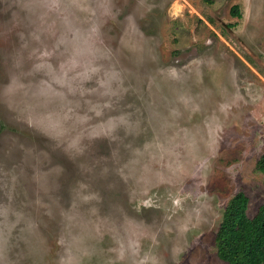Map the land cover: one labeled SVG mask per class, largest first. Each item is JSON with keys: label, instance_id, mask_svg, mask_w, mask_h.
<instances>
[{"label": "rangeland", "instance_id": "rangeland-1", "mask_svg": "<svg viewBox=\"0 0 264 264\" xmlns=\"http://www.w3.org/2000/svg\"><path fill=\"white\" fill-rule=\"evenodd\" d=\"M263 152L264 0H0V264H226Z\"/></svg>", "mask_w": 264, "mask_h": 264}, {"label": "trees", "instance_id": "trees-1", "mask_svg": "<svg viewBox=\"0 0 264 264\" xmlns=\"http://www.w3.org/2000/svg\"><path fill=\"white\" fill-rule=\"evenodd\" d=\"M240 17L237 5L231 8ZM264 177V152L257 162ZM249 198L244 192L233 195L222 214L215 236L217 255L226 264H264V204L253 216L247 215Z\"/></svg>", "mask_w": 264, "mask_h": 264}]
</instances>
